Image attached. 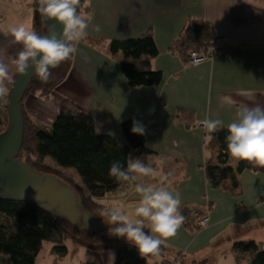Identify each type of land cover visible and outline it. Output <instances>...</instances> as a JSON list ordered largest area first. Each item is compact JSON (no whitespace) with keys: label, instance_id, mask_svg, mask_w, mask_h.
Instances as JSON below:
<instances>
[{"label":"crops","instance_id":"0c3cea01","mask_svg":"<svg viewBox=\"0 0 264 264\" xmlns=\"http://www.w3.org/2000/svg\"><path fill=\"white\" fill-rule=\"evenodd\" d=\"M35 0H0V30L24 23L33 25ZM90 37L105 40L139 37L151 30L159 53L150 59L148 69L163 72L154 86L129 85L121 70L122 53L107 54L88 41L77 45L73 65L65 81L48 97L30 94L25 110L43 126L49 127L64 99L74 100L89 116L100 133L123 138L121 123L137 117L145 128L147 151L139 157L145 163L162 160L157 171L171 173L169 190L179 193L180 205L203 208L208 225L193 230L183 223L174 237L164 241L167 252L153 257L149 264H249L251 254L234 248L239 240H254L264 247V171L247 169L241 173L242 192L213 187L203 163L208 153V133L200 121L206 116L221 119L225 126L236 119L243 105L264 107V0H89ZM189 17L211 24L223 36L227 49L222 56L190 64L188 56L173 50L174 41ZM99 25V31L95 30ZM0 32V59L9 63L22 45ZM235 50L239 55H235ZM139 62L137 61V64ZM13 81V80H12ZM8 87L10 82H5ZM9 89V87H8ZM251 93V98L240 93ZM229 96L235 105L221 103ZM180 109L189 113L178 118ZM233 164L238 161L231 157ZM182 173L185 176L181 175ZM136 182L158 184L159 177H139ZM102 198L106 208L113 206L135 219L139 204L135 183ZM96 213L98 217V213ZM99 218V217H98ZM100 219V218H99ZM96 253L92 264H113L114 252Z\"/></svg>","mask_w":264,"mask_h":264},{"label":"trees","instance_id":"16d2710c","mask_svg":"<svg viewBox=\"0 0 264 264\" xmlns=\"http://www.w3.org/2000/svg\"><path fill=\"white\" fill-rule=\"evenodd\" d=\"M88 1L81 0L78 11L91 17L92 9ZM32 5V28L38 34L46 35L47 24L37 11V0ZM216 36L211 24L197 17H189L174 41L173 50L187 58L190 51L203 48L215 40ZM81 41H88L113 57L122 53L124 59L120 63L121 70L132 87L154 86L163 80L162 71L147 68L150 59L159 53L151 30L139 37L105 40L86 36ZM226 49L227 45L224 54ZM234 54L239 55L240 52L235 50ZM74 57L75 55L52 69V75L46 83L36 75L29 81L21 102L24 134L18 157L28 162L36 171L53 174L60 181L70 185L86 207L90 203L99 205L100 208L102 205L96 201L97 198L132 183L118 181L110 176L111 163L120 161L126 166L129 154L141 155L147 151L144 134L131 131L134 122H139L138 118L131 117L121 123L124 137L119 139L106 133L95 134L94 119L72 99L67 98L60 102L58 114L49 127L43 126L24 108V100L28 95L48 97L65 81ZM13 81L8 85V96L0 98V133L9 124V100ZM187 113L189 110L180 109L177 117L180 119ZM228 134L227 127L208 133L206 140L208 153L202 165L213 187H220L231 194L239 195L242 192L241 173L247 169L264 171V167L256 166L247 160H238L233 164L227 149ZM48 157L52 163L47 162ZM68 168L74 169L79 180L66 173ZM181 175L185 176L184 173ZM179 211L186 217L184 224L193 230H199L196 221L207 214L203 208L195 205H180ZM60 221L56 214L35 201L0 191V264H36L37 255L45 240L52 242L54 244L52 250L60 255L68 253V240L82 242L91 250L99 249L97 244L88 243L70 234ZM234 248L241 253L251 254L249 264H264V248L256 241L239 240L234 242ZM109 249L115 254L113 264H149V260L156 257L148 255L141 258L137 249L127 242L116 246L110 245ZM167 250L164 243L159 256Z\"/></svg>","mask_w":264,"mask_h":264},{"label":"clouds","instance_id":"9594fccd","mask_svg":"<svg viewBox=\"0 0 264 264\" xmlns=\"http://www.w3.org/2000/svg\"><path fill=\"white\" fill-rule=\"evenodd\" d=\"M80 2L81 0H37V11L41 19L45 22L54 19L62 25V32L51 24L48 33L40 35L24 23L11 26L7 31L0 30L5 36L11 35L13 43L22 45L21 50L11 60L17 73L24 74L29 68H34L35 75L46 83L52 75V69L77 53V45L88 35L91 21L90 16L78 11ZM94 27L96 31L100 30L99 25ZM12 80L9 63L0 59V98L8 96L9 89L5 82ZM240 94L251 98V93ZM220 99L222 104H236L229 96ZM199 123L207 133L216 132L225 126L223 120L207 116ZM226 127L229 132L226 143L230 156L264 167V107L259 104H242L236 110V119ZM131 131L143 135L145 128L139 122H134ZM100 132L101 128L94 126V133ZM152 163H145L143 159L129 154L126 166L120 161H113L109 169V175L118 181L136 182L141 176L159 177L158 184L135 183L134 191L140 198L134 209L135 219L116 206L106 208L100 213L101 217L107 218L104 221L108 225L107 234L110 237L123 238L137 249L141 258L148 255L159 256L164 241L174 237L186 219L179 211V193L170 191L166 183L171 173L157 171L163 164L162 160L154 162L156 168Z\"/></svg>","mask_w":264,"mask_h":264},{"label":"water","instance_id":"95a60500","mask_svg":"<svg viewBox=\"0 0 264 264\" xmlns=\"http://www.w3.org/2000/svg\"><path fill=\"white\" fill-rule=\"evenodd\" d=\"M45 23L46 34L51 24L62 32V25L54 19ZM34 75V68H29L24 74L17 73L13 81L9 100V124L0 133V191L33 200L56 215L63 216L70 211L79 220L88 221L95 228H100L104 225L84 205L70 185L53 174L36 171L28 162L18 157L24 134L21 102Z\"/></svg>","mask_w":264,"mask_h":264},{"label":"rangeland","instance_id":"374dc122","mask_svg":"<svg viewBox=\"0 0 264 264\" xmlns=\"http://www.w3.org/2000/svg\"><path fill=\"white\" fill-rule=\"evenodd\" d=\"M207 45L208 44H206V46ZM198 50L202 51L203 48H200ZM46 160L47 162L52 163L50 157H48ZM66 173L72 175L74 178H77V175H75L73 168H68L66 170ZM103 199L105 200V197L102 198V201L100 197L97 200L98 202H103ZM89 205L87 204L88 208L90 207V209L92 210L95 209V211H92L94 214H96L98 211H101L102 209L105 210V205L103 204H101L102 207L100 208L98 207L99 205L95 206L94 204H90V203ZM57 216L61 220L60 222L63 225V227L66 228V230L70 234L88 243L97 244L99 249L97 248L95 250H91L88 248V246H86L82 242L79 241L72 242L73 240L72 241L68 240L67 242V246L69 248L68 253L64 255H60L52 250L54 244L48 240H45L37 255L36 264H92V262L94 263L96 261L95 252L98 253H105L109 251L114 252L112 249H109L110 245L116 246L119 244L126 243V241L123 238L110 237L107 234L108 225L104 222L106 221L107 218L101 217L99 213H98V217L100 218L99 221L101 224L104 225L100 228H95L92 224L88 223V221L79 220L73 214H71L70 211H68L63 216L59 214H57ZM161 250H162V246H161Z\"/></svg>","mask_w":264,"mask_h":264},{"label":"built area","instance_id":"2783aa9c","mask_svg":"<svg viewBox=\"0 0 264 264\" xmlns=\"http://www.w3.org/2000/svg\"><path fill=\"white\" fill-rule=\"evenodd\" d=\"M226 41L223 36H216L215 40L208 43L207 46L203 47L202 51L198 49L190 51L188 55V62L190 64H200L208 59H213L216 56H222L224 54V48ZM1 104V103H0ZM209 217L207 214L201 216L196 221V225L199 229L205 228L208 225Z\"/></svg>","mask_w":264,"mask_h":264}]
</instances>
